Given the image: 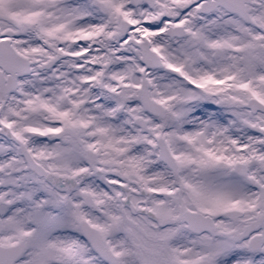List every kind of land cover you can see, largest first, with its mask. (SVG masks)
I'll list each match as a JSON object with an SVG mask.
<instances>
[{"label": "snow or ice", "instance_id": "snow-or-ice-1", "mask_svg": "<svg viewBox=\"0 0 264 264\" xmlns=\"http://www.w3.org/2000/svg\"><path fill=\"white\" fill-rule=\"evenodd\" d=\"M0 264H264V0H0Z\"/></svg>", "mask_w": 264, "mask_h": 264}]
</instances>
